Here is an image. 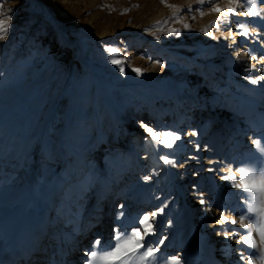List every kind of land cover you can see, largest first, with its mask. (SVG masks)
<instances>
[{"label": "rangeland", "instance_id": "374dc122", "mask_svg": "<svg viewBox=\"0 0 264 264\" xmlns=\"http://www.w3.org/2000/svg\"><path fill=\"white\" fill-rule=\"evenodd\" d=\"M43 1L50 6L57 21L45 15L35 0H0V23L7 29L5 38L0 40V222L18 206L21 207L18 213L20 218L29 219L35 213L34 191L42 187V183H37V180L41 178L43 168L46 169L49 182L53 178L54 183L57 181L59 186L54 201L55 210L46 219L48 224L53 223L54 216L58 217L60 203L65 193L71 192L69 188L75 181L84 183L85 177L95 174L96 183H104L109 191H113L121 178L131 173V165L138 166L141 163L139 156L143 151L142 141L133 150L122 145L124 141L130 143L131 138L137 137L135 133H130V126L134 125L135 120L139 123L149 121L152 133L160 134L165 133V122L168 119L172 124L170 126L175 128V111H183L187 106H199L202 93L200 85L206 78L216 79L219 72L226 73V91L216 101L217 107L225 99L222 108H237L243 101L240 94L255 96L259 101L257 105L264 100V86L248 83L242 77V74L253 69L251 63H236L231 59L232 55L227 58L226 53L221 59L218 58L221 50L228 49L231 52L232 42H243L244 39H240L236 30L243 28L244 24L258 22L259 29L264 28L263 24H259V21L264 23V0H251L250 4L248 0H239L237 5L224 3L223 0ZM217 7L220 11L216 14L213 12L209 21L212 23L216 18V27H221L227 14L233 39L229 40L230 37L225 32L223 47L221 39H215L217 31L213 27L210 39H201L203 51L211 55L210 59L202 63V57L196 55L200 52L198 45L181 41L186 37V27L191 23V15H202ZM248 12L259 15H248ZM61 29L69 38L81 44L87 62L109 82L110 93L121 115L114 132V151L110 154L108 150L114 137L111 132L115 124L110 108L103 102L99 106L101 122L97 123L93 108L95 83L90 72L82 71L73 58L70 64L57 68V54L60 57L72 55L66 45L59 53L52 48ZM263 38L264 33L256 31L249 33L247 41L254 51H257L260 42L259 52L264 53ZM227 64L229 67L225 71ZM198 69L201 73L196 76ZM208 100L206 98L204 106L200 108H207ZM262 113L264 115V111ZM217 120L219 118L214 115L213 120L201 128L204 142L211 138L213 122ZM226 123L227 129L233 130L230 121ZM254 127L263 131L257 137L263 139L264 127L261 122L258 121ZM248 132L249 130L241 133L242 141ZM183 133L184 131L179 139L181 141L171 148L165 146L163 135L154 138L151 134L160 145V158L169 160L179 153H185L187 146L182 141L185 138ZM237 133L239 132L236 131L235 135ZM224 134L217 133L213 137V143L221 148L222 162L225 158L230 160L232 157L233 164L238 168L264 171V154L256 146H240L233 142L236 136L228 139L227 143L223 142L221 135L223 137ZM258 141L264 145L261 140ZM96 151L98 161L95 158ZM55 156L62 159L57 165L49 161ZM33 162L35 171L30 175L32 190L29 189L30 186L26 190V172ZM255 174L258 175L259 172ZM233 176L236 180L240 179L236 174ZM89 179L86 178L87 181ZM215 181L204 177L205 185L211 184L212 191L217 188ZM158 183L163 184L160 187L161 201L167 202L160 218V236L153 244L141 241L153 248V255L149 259H142L141 253L146 249L141 248L134 256L128 257L127 264H201L198 255L203 249V258L210 264H219L217 256L212 255L213 250L209 251L208 243L193 226L195 223L191 220L193 224H189V217L183 206L179 207L175 203L177 199H174V187L156 178L153 185L146 189L148 198L158 188ZM229 183L232 184L231 181ZM47 187H53V184L49 183ZM85 189L83 186L79 187L75 204L69 202L62 216L71 240L79 237L77 218L82 213L83 200L88 194ZM234 189L231 196L236 197L239 193L242 197L240 203L243 204L241 212L245 216L244 224L250 225L248 229L243 227L242 233L244 235L251 232V237L259 243L257 234L264 228V215L261 214L264 204L258 199L246 201V193L240 188ZM102 200L105 201V198L99 190L94 200L97 208ZM249 207L253 208L252 212H248ZM39 216L38 210L36 218ZM122 228V231L131 234L132 223L124 224ZM113 229L106 240L92 250L97 256H101L105 249L115 243ZM93 231L91 229L89 232L90 236ZM185 231L189 232V238L182 246L180 243ZM52 232L53 230L48 229L49 238L45 240L46 244L44 242V248H49V254L52 250L48 241ZM165 237L168 238L167 242L159 249V240H164ZM136 239L133 237V242ZM91 242L90 238L85 240L78 253L89 247ZM243 249L249 256L246 260H251V264H264L259 249L242 244L239 252ZM34 255L33 260H36ZM87 263L110 264L107 260L93 259L91 254Z\"/></svg>", "mask_w": 264, "mask_h": 264}, {"label": "bare ground", "instance_id": "6f19581e", "mask_svg": "<svg viewBox=\"0 0 264 264\" xmlns=\"http://www.w3.org/2000/svg\"><path fill=\"white\" fill-rule=\"evenodd\" d=\"M35 1L40 4L45 15L57 21L49 5L43 0ZM223 2L230 5H237L240 1L223 0ZM216 9H219V7L210 12L205 11L202 15H191V23H188L186 27L185 41H181L198 45V50H200V52H197L196 55L202 57V63L210 59L211 55L203 51L201 39H210L209 37L212 35L213 27H215L217 31L215 39H221L223 42L221 45L223 47L225 46L223 37L225 32L227 33V37H230L229 40L233 39L231 37V29L228 26L229 19L227 14L221 27H216V18L210 23L209 20L213 16L212 13L214 12L216 14L218 12ZM259 24L264 25L262 21H259ZM248 26L250 27L248 28ZM256 31L264 33V28L261 30L259 29L258 22L250 23V25L244 24L243 28L236 30V34L240 35V39H244L243 42H232L233 46L231 47V52H229L230 50L228 49L221 50L219 51L218 58L221 59L226 53L227 58H230V55H232L231 59L236 63H251L253 69H251V71L249 70L245 75L242 74L243 79L253 85L264 86V79H261V77H264V71H261V69H264V53L259 52L260 42L257 51H254L251 43L247 41L249 33ZM262 40H264V38ZM64 45L70 48L72 55L66 54L60 57V55L57 54V68L61 65L70 64L73 58L82 71L90 72L95 83L93 108L97 123L100 124L101 122L99 106L102 102L106 103L111 110L112 119L115 124L111 132L112 136H114L121 115L110 93L109 82L93 68L92 64L87 62L88 59L85 56V50L81 44L73 41L69 38L67 33L61 29V33L56 36L52 48L59 53ZM243 58L245 61H242L244 60ZM228 67L229 65L227 64L225 71L228 70ZM218 68H220V63ZM200 73L201 70L198 69L196 76ZM224 74L226 73L219 72L217 77L215 76L216 79L206 78V80L201 83L200 89L202 93L198 107L189 108V106H187L183 111H175L174 115L176 118H174V121L177 120V122L173 124L175 128L170 126L172 125L170 120H166V130H164V132L177 135L181 138V133L184 131L183 135L185 138L182 141L183 144L187 146L185 153H179L174 158L169 159L174 163L165 164V159L163 160L160 158V145L151 135L153 128L150 122L143 121L139 123L135 120L134 125L130 126L129 131L131 134L135 133L137 137L131 138L132 142L130 143L124 141L122 145L123 147L127 146L130 150H133L134 146L137 145L139 141H142L143 151L139 156L141 163L138 166L131 165V173L129 175H124L113 191H109L104 183L102 185L98 182L96 183L95 174L88 175L87 177L90 178L88 181L86 180L87 177H85L83 180L84 183L75 181L72 184L73 186L69 188L71 192L68 194L65 193L60 203L62 212H59L58 217L54 216L52 224H48L46 219L47 216L55 210L56 206L54 201L57 197L59 186L57 181L54 183L53 178L51 182H49L50 179L45 173L46 169L43 168L41 178L37 180V183H42V187L34 191V194H36L34 203V205H36L35 213H33L29 219L20 218L18 213L21 207L18 206L11 212V215L0 222V264H50V262L51 264H88L87 258L90 256L92 250L106 240L107 235H110L112 229L114 227H119L122 230V226L130 222L132 223V228L137 230L145 229V231H147V235H145L144 232H140V235L143 236V242L153 244L159 238L158 236H160V218L167 207V202L164 203L161 201L162 191L160 187L163 186L161 183H158V188L154 189L151 198H148L149 193L146 189L153 185L156 178L174 187L173 195L174 199H177L175 203L178 204L179 207L183 206L186 215L189 217V224L192 225L195 223L193 226L195 225L201 238L208 243L209 251L213 250L212 255L217 256L216 258L219 259V264L248 263L249 260H246V258L249 256H247L246 250L243 249L239 252V247L242 246V244L244 245L242 239V229L244 226L239 222V217L242 214L241 208L243 207V204L240 203L242 197L239 196V193H237L236 197H232L231 194L235 189L232 184L229 183L230 180L224 179V177L233 176L234 174L240 176L239 172L236 170L241 167L238 168L233 164L232 157L230 160L225 158L222 162L220 157L221 148L213 143V137L215 134L223 132L225 134L223 137L221 135V141L227 143L228 139L235 138L236 136L233 142H237L240 146H244L245 148L246 146L248 147V144L249 146L254 145V139L261 140L264 143V138H257L260 134H263V131L260 128L256 129L254 127L258 121H260L261 125L264 127V115L262 113V111H264V100L257 105L259 101L255 96L240 94V99L243 101L237 108H222L224 105L223 103L226 102L225 99L222 105L217 107L216 101L220 100L222 93L226 91L227 87L225 86L226 81L224 80L226 76H224ZM252 80H256L257 82L252 83ZM206 98H209L208 107L200 108V106H204V100ZM179 113L180 115H178ZM214 115H216L219 120L213 122L211 138L204 142L201 128L208 121H212ZM180 117H182V119ZM226 121H230L234 127L233 130L232 128L227 129L228 124ZM141 124L145 125V127H141ZM177 128L179 129L177 130ZM146 129H151V133ZM248 130L249 132L245 135V140L242 141L241 133ZM236 131L239 132L237 135H235ZM193 132L196 134L192 135ZM163 138L166 144L171 142L170 136L167 138L163 136ZM180 141L181 140H177L174 144L176 145V142ZM115 143L116 138L114 136L110 141L108 154L114 151L112 145ZM197 146H199V148ZM234 146H236V144H234ZM73 156H75V154H73ZM98 157V151H96L95 158L97 161ZM59 160H62L61 157L55 156L49 161L57 165L59 164ZM78 161L80 162L81 160ZM68 165L69 162L67 166ZM33 166L34 162L26 172V190H28L29 186V189L32 190L33 183L30 175L35 171ZM144 177H149V179L145 180ZM204 177H208V179L213 182L217 180L215 181V183L217 182L215 186L217 188L212 191L211 184L205 185ZM49 183L53 184V187L48 188L47 186ZM80 186L85 187V191L88 194L83 200L84 207L82 213L77 218L80 227L79 237L75 240H71L68 233L69 230L66 231L67 229L64 227L62 216L69 202L75 204L74 199ZM99 190L101 194L104 195L105 201H103V199L97 208L94 204V200ZM213 193H215V195ZM218 195L221 196L220 203L223 211L218 209L214 202ZM201 199L203 203L200 202ZM120 205H124V207L120 209ZM38 210L40 211V216L36 218ZM121 211L123 212V216L118 219L117 213ZM153 212L157 213L154 217L151 216ZM144 216L150 218V229H148L146 225L139 223V220L143 219ZM225 216L230 217L231 221L237 220L238 222L236 224L231 223L230 226H222V223H224L222 221L225 220ZM48 229L53 230L51 234L52 237H50L48 241L50 242V249L52 250L50 254L48 251L49 248H44V242L49 238L47 235ZM91 229L94 231L90 236L89 232ZM232 232H235L236 235L233 236ZM89 238L92 240V242L88 244L90 246L83 249L79 254L78 249L82 247L84 241ZM188 238L189 232L185 231L180 244L184 246L188 242ZM167 239L168 238L165 237L164 240H159V249L163 248ZM96 240L101 241V243L94 247V242ZM46 243L47 242H45V244ZM182 250L183 248L181 251ZM204 252L205 249L198 255L199 262L201 264H210L203 258L202 254ZM33 255L37 257L36 260H33Z\"/></svg>", "mask_w": 264, "mask_h": 264}, {"label": "snow or ice", "instance_id": "6c2138e0", "mask_svg": "<svg viewBox=\"0 0 264 264\" xmlns=\"http://www.w3.org/2000/svg\"><path fill=\"white\" fill-rule=\"evenodd\" d=\"M163 2V0H162ZM249 4L251 3V0H248ZM216 11H220L219 9H216ZM234 11V10H233ZM248 15H259V13H253L248 12ZM7 29L4 26L3 23H0V40L5 38V33ZM246 34V33H245ZM162 66V65H161ZM247 71V69H246ZM261 71H264V69H261ZM261 79H264V77H261ZM256 80H252V83H256ZM141 127H145V125L141 124ZM151 133V129H146ZM153 137L156 138L158 135H163L166 138L171 137V142L167 143L165 146L171 148L175 141L179 140L180 137L177 135H173L171 133H152ZM196 133L193 132L192 135H195ZM253 144L256 146V148L264 154V145L261 144L258 140H253ZM199 148V146H197ZM165 164H172L173 161H170L168 159L164 160ZM236 171L240 174V179L236 180L235 176H227L224 177L226 180H230L232 182L233 187L240 188L244 193H246L244 199L246 201H252V200H260L262 204H264V171L261 170H254V169H246V168H240ZM259 172L258 175H256V172ZM145 180L149 179V177H144ZM203 203V200L200 201ZM120 209L124 207V205L119 206ZM253 208L249 207L248 212H252ZM157 213L153 212L151 214L152 217H154ZM261 214L264 215V208L261 209ZM123 216V212L117 213V218ZM150 218L148 216H144L143 219L139 220V223L142 225H146L148 229L151 228V224L149 222ZM245 216L241 214L239 217V222L246 228H250V225L244 224ZM237 220H232L231 223L236 224ZM114 232V240L115 243L111 246H109L107 249L103 251V254L101 256H97V253L95 251L91 252V257L95 260H107L110 262V264H127V259L130 256H134L135 253L139 252L141 248H145L146 251L144 253H141L142 259H149L153 255V248L147 247L145 244L141 243L143 240V236L140 235V232H144L145 235H147V231L145 229L137 230L135 228L132 229L131 234H129L127 231H122L119 227L113 229ZM232 235L235 236L236 233L232 232ZM259 238V243H257L256 239H253L251 237V232H247L242 236L244 244H246L249 248L252 249H259L261 251V260H264V248H261V245H264V228H262L259 233L257 234ZM136 237L137 239L133 242L132 238ZM123 242V243H122ZM101 241L96 240L94 242V247L96 245H99ZM123 249V250H122ZM248 264H251V260L248 261Z\"/></svg>", "mask_w": 264, "mask_h": 264}, {"label": "built area", "instance_id": "2783aa9c", "mask_svg": "<svg viewBox=\"0 0 264 264\" xmlns=\"http://www.w3.org/2000/svg\"><path fill=\"white\" fill-rule=\"evenodd\" d=\"M216 198H217V199L214 201L216 207H218V209H220L221 211H223L222 206H221V203H220V202H221V196L218 195V197H216ZM222 222H224V223H222V226H225V225L231 224V219H230V217L225 216V220L222 221ZM218 245H219V244H218Z\"/></svg>", "mask_w": 264, "mask_h": 264}]
</instances>
